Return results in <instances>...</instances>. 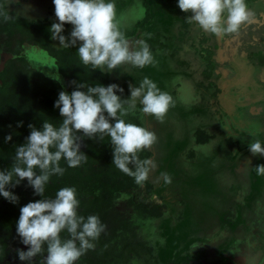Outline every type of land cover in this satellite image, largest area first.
Listing matches in <instances>:
<instances>
[{"label": "flooded vegetation", "instance_id": "flooded-vegetation-1", "mask_svg": "<svg viewBox=\"0 0 264 264\" xmlns=\"http://www.w3.org/2000/svg\"><path fill=\"white\" fill-rule=\"evenodd\" d=\"M160 1L162 4L157 6ZM257 1L252 0L254 5ZM173 2L174 7H166L167 0L115 3L126 37L134 36L135 30L143 32L141 43H147L148 36L149 40L157 38L166 45L151 50L157 63L150 67L152 71L142 74L153 81L157 78V86L176 101L163 122L151 116L143 117L145 127L158 138L151 148L150 159L156 156L170 159L168 168L158 163L156 178L148 179L154 185L152 195L159 198L154 201L165 205L164 215L157 219L158 226L151 237L155 234L169 237L162 256L150 242L151 254L158 258V264H264V176H257L254 168L264 164V157L253 156L249 151L252 141L258 139L264 145V106L258 107L254 100L258 99L255 96L264 95V13L261 21L255 19L257 24L250 27L258 33L252 39L250 56L246 50H237L245 45L247 28L244 27L252 24L250 21L242 27L244 32L226 38V41L231 39L230 46L234 49V55L227 58L234 69L232 75L246 77L239 89H247V85L253 93L249 91L251 97L247 101L239 98L238 101L242 91L235 89L231 95L225 87L226 81L233 77L215 74L216 60L212 54L219 48L201 46L199 41L197 53L204 55L195 56L192 65L176 58L175 45L186 34L189 22L188 14L176 9V1ZM125 10L130 13L124 21ZM141 22L144 25L139 27ZM259 36L263 38L260 46L255 43ZM36 48V53L45 54V50ZM210 50L213 53L209 59ZM170 63L173 70L184 74L173 78L167 72ZM208 70H212L211 75L204 76ZM198 72L202 73L198 76L200 80L194 79ZM143 78L121 81L138 87ZM163 172L170 175V184L163 182ZM164 220L168 222L161 227ZM163 228L171 230H164L163 235Z\"/></svg>", "mask_w": 264, "mask_h": 264}, {"label": "clouds", "instance_id": "clouds-1", "mask_svg": "<svg viewBox=\"0 0 264 264\" xmlns=\"http://www.w3.org/2000/svg\"><path fill=\"white\" fill-rule=\"evenodd\" d=\"M53 4L59 22L50 26L51 38L58 40L61 47L78 45L83 65L111 72L128 65L143 69L157 63L147 43L131 47L114 0H53ZM178 7L188 14L189 23L216 37L238 35L251 17L246 0H178ZM140 10L142 15L143 8ZM65 24L73 26L70 38L63 35ZM129 90L130 97L123 99L117 94L124 92L118 84L79 83L70 94L61 91L58 95L55 107L62 117L59 126L49 120L44 121L42 130L29 125L30 135L24 145L17 146L11 169L0 171V195L10 202H18V197L8 187L24 180L35 195L43 197L20 209L16 230L21 242L28 246L27 251L17 250L21 261L33 264L34 258L39 257V264H76L89 250H95V242L106 231L99 216L79 214L81 202L76 188L63 187L54 198H44L50 178L63 176L66 170L61 167L62 160L70 168L87 162L88 155L81 151L84 137L100 141L109 137L112 164L134 178L137 185L143 186L157 167L155 161L140 157L157 143L156 134L126 122L124 117L139 104L144 116L163 122L176 101L147 76L138 87L129 84ZM11 139V135L6 137V141ZM249 151L253 156L264 157V145L258 139L249 144ZM254 168L257 176H264V164ZM161 178L166 184L172 182L167 172L161 173ZM132 264L137 261L133 259Z\"/></svg>", "mask_w": 264, "mask_h": 264}, {"label": "trees", "instance_id": "trees-1", "mask_svg": "<svg viewBox=\"0 0 264 264\" xmlns=\"http://www.w3.org/2000/svg\"><path fill=\"white\" fill-rule=\"evenodd\" d=\"M10 1L0 0V171L11 169L17 146L24 145L30 135L29 125L42 130L45 120L55 126L62 123L59 109L55 107L61 91L70 94L79 83L90 86L115 83L124 89L123 93H117L123 99L131 94L128 82L113 78L110 72L83 65L78 56V45L56 46L49 31L50 20H29L13 10ZM16 2L19 0L13 3ZM173 3L167 0L166 7H174ZM5 17L10 19L5 20ZM141 23L139 27L144 25ZM149 39L147 36L152 51L166 46L157 38ZM34 48L45 50L51 59L48 63L55 67L53 74L29 61L28 52H36ZM212 53V50L208 51L207 58L210 59ZM211 73L212 70L205 71L204 76L209 77ZM140 108L137 104L136 110L124 117L125 121L145 127ZM9 135L12 139L6 141ZM81 144V151L88 155L87 162L79 168H70L62 160L61 167L66 169L63 176H52L44 193V198H54L63 187L76 188L81 202L79 214L85 217L97 215L107 226L95 242V250H89L76 264H132L133 259L137 264H158V258L151 254L149 238L153 233V221L163 217L165 205L150 199L154 185L148 180L143 186L137 185L134 178L112 164L113 148L109 137L105 136L103 141L84 137ZM140 157L150 159L152 151H144ZM7 190L18 197V202H10L0 195V264H28L17 254L18 249L28 250L17 234V221L21 207L43 197L34 194L27 180L15 187L9 186ZM39 260V257L34 258L33 264H39Z\"/></svg>", "mask_w": 264, "mask_h": 264}, {"label": "rangeland", "instance_id": "rangeland-1", "mask_svg": "<svg viewBox=\"0 0 264 264\" xmlns=\"http://www.w3.org/2000/svg\"><path fill=\"white\" fill-rule=\"evenodd\" d=\"M15 1H17V0H11L10 1L11 8L13 10H15L19 15L25 16L29 20H32L35 22H43L46 20H50L52 22V24L54 22H56V23L59 22L55 16V7L53 4V0H19V2L13 3ZM175 1H176V9L181 11L178 7V0H175ZM119 2H121V0H118V2H115V3L118 4ZM172 2H173V0H172ZM247 5L249 8V11L251 12L250 22L252 24H247L244 27V28H247V31L245 32V36H247L245 38L246 42L242 48H238L237 50L238 51H241L242 49H243V51L246 50V51H248V55L250 56V54H249L251 52L250 49H252L253 48L252 46L254 45V43L252 42V39L254 38V36H256L258 34L254 31L253 28L250 29V27H252L253 25L255 26L257 24L255 19H260L259 22L261 21V17L264 13V0H259V2L257 1L256 5H254L252 0H250L249 3H247ZM49 13H53V15H49ZM129 13L130 12L127 10H125L123 12L124 21H125V19H129L128 18ZM45 17L47 19H45ZM188 26L189 27L186 28L187 29L186 34L184 33L181 37H179V40L177 41V43L175 45V47H177L176 51L178 53L176 55V58L179 59V61H182V63H184V64L192 65L193 61L196 59L195 56L197 57V56H203L204 55V54H202V52L197 53L199 51V48H196V45L198 46L199 41H200L201 46L206 45V46H210V47L214 46L215 48H219V50H214V48H213V50H214L213 54L214 55L212 54V59L216 60V64H214L215 74L225 75L228 78L233 77L232 79H229L226 81L225 87L227 88L228 91H230L231 95L236 90L242 91L241 94L237 97V100L239 101V99H240V101L241 100L247 101V98L251 97L249 94L250 93L249 91H251V87L246 85L245 87H247V89H243V90L239 89V86H242V83H244L246 81V77L240 76V77L235 78L232 75V73H234V69L232 67V64L229 63V61L227 60V58H229L232 54L234 55V49H232L230 46V44H231L230 40L231 39L226 41V38L230 37V36L232 38V36H234V35H225L222 37H216L214 35H211V34L204 32L202 29H200L195 24L189 23ZM64 27H65V31H64L63 35L70 38V33L72 31L73 26L70 24H65ZM241 31L244 32V30H242V29H241ZM263 32H264V30H263ZM133 35L134 36L129 35L127 37V39L129 40L131 47L138 48L141 46L140 38H142L143 32L141 34L139 31L135 32V30H134ZM262 40H263L262 36H259L258 41L255 42L256 45H258V46L262 45L263 44V42H261ZM53 41H54L56 46H60L58 40H53ZM192 52H195V55L191 54ZM8 58H6V59H8ZM28 59L31 63H33L35 66H37L38 68H40L44 72H47L49 74H53L55 72V67H53V65L48 63V62H50L51 59L48 57L47 54L43 55V54H40L38 52L37 53L36 52H28ZM150 67H151V65L146 66L143 69H141V68H136V67H132L131 65H128V66H125L123 68H117V69L111 71V73H113V77L118 78L120 80L126 79L129 81L130 80L134 81V80H137L138 76L139 77L141 76V78H143L142 71H148V70H149V72L152 71V70H150ZM243 69H245V68H243ZM187 71H189V70L186 69V72ZM221 71H223V72H221ZM181 73L184 74L183 71H181ZM201 74H202L201 72H198L197 76H195L196 78H194V79L198 78L200 80L201 77H198V76H200ZM173 78H176V77L173 76ZM157 80H158L157 78L154 79V82L156 84H158ZM262 83H264V80ZM251 93H252V91H251ZM191 94H192V92H191ZM255 97H258V99L257 98L254 99L255 102L257 101V103H258V107L261 105L264 106V95H263V97H262V95L255 96ZM189 98H190V96H189ZM226 99H227V101L229 100L228 97ZM241 103H243V102H241ZM247 112L251 113L250 108H247ZM247 115L251 116L250 114H247ZM143 117H144V114H143ZM155 150H156V148H155ZM151 160L155 161L156 165L161 162V163H163L164 167H167V168L169 167L168 160L170 161V159L168 156H165V158L164 157L159 158L158 156H156L155 158L153 157ZM169 170L172 172L171 168H169ZM156 175H157V171L155 168L154 170H152L150 172V176H151L150 178L151 179L156 178ZM164 187H166V186H164ZM150 199L156 200L159 198L153 194V195H151ZM165 222H168V221L164 220L161 224V227H163L165 225ZM152 226H153V231L155 232L156 228L158 226V220L153 221ZM164 230H167V232H169L171 229L163 228V235L166 234V232ZM149 239H150L151 243L154 244L155 249L157 250V253L160 254L159 256H162L161 253L164 251V250L162 251V249H164L166 247V245L164 246V244L169 241V237L160 238L159 236L157 237V235L155 234V235H153V237H150Z\"/></svg>", "mask_w": 264, "mask_h": 264}, {"label": "crops", "instance_id": "crops-1", "mask_svg": "<svg viewBox=\"0 0 264 264\" xmlns=\"http://www.w3.org/2000/svg\"><path fill=\"white\" fill-rule=\"evenodd\" d=\"M164 61H165V60H164ZM169 66L171 67V69H167V70H168L167 72L171 73V74L174 75V77H176V78L180 77L179 74H181V73H180V72H176L175 70H173V69H174L173 64L170 63ZM178 73H179V74H178Z\"/></svg>", "mask_w": 264, "mask_h": 264}, {"label": "bare ground", "instance_id": "bare-ground-1", "mask_svg": "<svg viewBox=\"0 0 264 264\" xmlns=\"http://www.w3.org/2000/svg\"><path fill=\"white\" fill-rule=\"evenodd\" d=\"M160 126H161V124H160ZM159 137V136H158ZM164 138V137H163ZM165 140V139H164Z\"/></svg>", "mask_w": 264, "mask_h": 264}, {"label": "water", "instance_id": "water-1", "mask_svg": "<svg viewBox=\"0 0 264 264\" xmlns=\"http://www.w3.org/2000/svg\"><path fill=\"white\" fill-rule=\"evenodd\" d=\"M4 57H6V55H3Z\"/></svg>", "mask_w": 264, "mask_h": 264}]
</instances>
